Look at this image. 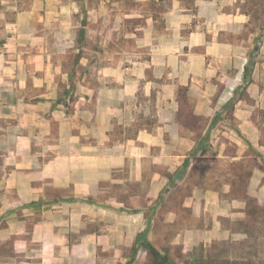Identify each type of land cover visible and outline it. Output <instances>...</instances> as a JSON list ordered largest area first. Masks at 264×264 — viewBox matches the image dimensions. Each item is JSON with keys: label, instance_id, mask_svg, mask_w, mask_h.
I'll return each mask as SVG.
<instances>
[{"label": "rangeland", "instance_id": "obj_1", "mask_svg": "<svg viewBox=\"0 0 264 264\" xmlns=\"http://www.w3.org/2000/svg\"><path fill=\"white\" fill-rule=\"evenodd\" d=\"M151 1L143 0L141 3L145 9H156V12L151 11L150 15L156 18L157 24L161 26L162 10L169 4V0H156L155 5ZM183 1L189 9H194L195 0ZM18 4L19 0H0V9L9 6V11H12ZM237 8L245 9L253 23L245 29L254 34L251 44H241L244 33H229L223 25L225 22L220 21V27L204 26L207 24L205 21L209 13L204 12L202 15L193 11L187 13L189 27L186 29H155L156 34L163 31L166 32L165 35L170 34L173 41L171 44L139 45L129 36H125L123 41L108 44L106 48L108 53H111L110 57H114L112 61L118 59L119 54L123 52H141L142 60L146 62L148 53L153 49H171L172 54L179 51L203 53L207 62L212 61L216 69L213 86L218 89L222 83L221 71L225 68H219L220 61H217L215 56L212 60L213 56L207 54V50L214 46L211 44L213 39L231 40L233 43L230 50L223 45H215V52L232 53L235 50L245 53L247 67H254L259 60L263 37V0H247L245 5L237 3ZM138 19L144 21L142 18ZM3 29L0 20V39L5 36L6 30ZM194 30L202 33L204 42L187 45L174 43V37H189ZM47 46L53 49L54 52H50L52 55L58 54L57 57H60L65 70L71 69L70 60L73 55L76 56L77 62L83 47L77 44L74 49L70 48L68 61L61 60L65 54V45ZM1 47L0 43V49ZM22 47L27 48L28 51L24 52L29 53L35 46L28 44ZM15 58L12 59H15L17 66L11 69L9 75H3L0 66V264H14L15 260L28 259L25 256H15V245L18 244V239L22 238V231L25 232L24 238H31L36 228L45 233L48 226L61 231L68 229L70 242L79 239V232L72 230L79 227H86L85 229H90L97 235L105 227L121 230L122 236L114 232L104 237L106 243L99 242L98 236L90 242L95 251L93 255L102 264H264V156L263 188H253L250 195L244 188L250 168L254 169L260 165L257 158H250L246 162V170L243 169L242 163H237V168L242 171L237 173V186L233 189L237 196L235 212L230 218L220 216V219L216 220L215 208L218 206L214 207L210 202L213 192L219 190L212 180L214 172L211 170L205 174L201 171L202 166L209 165L213 169L217 163L210 156L212 146L206 140L195 141L183 162L173 164V168L168 166L171 162L163 158L157 160L159 166L153 172L151 158H144L139 161L142 171L130 172L129 165L135 157L131 159L128 156L126 137L135 134L139 128L154 131L155 139L150 138V142L154 143L152 147H155L156 152L163 148L167 140L162 128L158 127L157 107L163 104L161 84L166 77L148 76L153 78L154 82V86L149 90L144 88L146 77L135 81L132 91L135 103L132 108L134 126H127V116L122 110L115 112L111 117V123L106 129L107 135H100L98 129L90 131V127L94 125L82 117L68 122L66 116L53 117L50 113L53 109L37 110L25 106L26 101L38 99L40 86L36 84V78L31 71L33 69L30 68L35 62H26L20 53H16ZM123 61L124 64H131V60ZM156 67L162 68L163 65ZM233 69L234 66L227 68V73ZM82 77L77 75L75 80L83 83ZM57 78L60 80L61 76ZM59 89L56 98L62 103L59 110L67 114L68 103L78 99L82 92L78 91L73 75L67 83L60 80ZM177 98L182 104L193 105V101L187 98L185 92L179 90ZM179 117L190 128H195L196 123L202 120L201 116L191 114V108L186 107L182 109ZM158 131L160 132L157 133ZM175 142L178 146L179 140ZM147 143L139 139L135 141L134 146L142 149ZM87 149L90 151L87 154L90 155L85 157L91 160L93 169H99L100 160L103 159L100 153L105 151H108L109 165L115 167L124 164V167L123 170L109 171L108 182H100L101 184L93 187L89 198L86 197L87 203L83 205V197L77 195L72 187L53 186L52 176L48 174L51 173V167L54 166L53 172L58 168L59 164L52 162L54 158L60 156L65 159L63 164H66L68 155L76 153L79 158H83V152L76 151ZM120 152H124L125 156ZM202 152H208L209 156L199 157ZM191 161L193 167L186 170V165ZM46 167L48 170L45 174L43 172ZM92 174L94 175V172ZM216 174L227 179L226 172ZM227 209V206H224L223 210ZM72 212H76L79 220L71 218ZM83 214L89 215V219L83 220ZM243 232L246 235H242ZM38 244L36 240L29 242L34 249Z\"/></svg>", "mask_w": 264, "mask_h": 264}, {"label": "crops", "instance_id": "obj_2", "mask_svg": "<svg viewBox=\"0 0 264 264\" xmlns=\"http://www.w3.org/2000/svg\"><path fill=\"white\" fill-rule=\"evenodd\" d=\"M141 1L143 0H33L28 2L19 0L18 7L15 5L12 11H9V6H4L5 8L0 9V20L4 26L3 30H6L5 36L0 39L2 45L0 66L3 75H9L11 69L17 66L16 53L23 55L26 62H35L30 65V68L33 69L31 71L36 78V84L40 86L38 99L26 101L25 106L37 110L50 109L51 111L53 109L50 112L53 117L66 116L68 122H74L82 117L89 124L94 125L89 130L98 129L100 135H107L106 129L111 123V117L115 112L122 110L127 116V126L131 128L134 126L132 108L135 103L132 91L135 81L146 77L144 88L149 90L154 86V82H152L153 78L148 76L166 77L161 84L163 104L157 107L158 127L162 128L167 140L163 148L156 152L155 147H152L154 143L150 142V138L155 139L154 131L139 128L135 134L126 137L128 156L131 159L135 157L129 165L130 172H141L142 165L139 161L144 158H151L153 172L159 166L157 160L163 158L171 162L168 166L173 168V164L183 162L188 151L195 145V141L206 140L212 146L210 156L217 162L213 169L209 165L201 167V171L205 174L211 170L214 172L212 180L215 182V187L219 189L213 192L210 201L214 207L218 206L215 208L214 219L218 220L220 216L230 218L237 204V196L233 192L237 186V173L242 171L237 168V163H242L243 169L246 170V162L250 158H257L260 165L254 169L250 168L244 188L249 195L253 188H263L264 0L263 37L258 54L259 60L254 67L246 66L245 53L235 50L232 53L215 52V45H223L230 50V45L233 43L231 40L213 39L211 41L214 46L207 50V54L213 56L212 60L215 56L217 61H220L219 68L221 66L225 68L221 71L220 77V82L223 84L221 83L218 89L213 86L216 69L212 61L207 62L203 53L179 51L177 54H172L171 49L162 51L153 49L148 53L147 61L144 62L141 52L137 54L123 52L119 54L116 62V60L112 61L114 57H110L111 53H108L106 47L108 44L123 41L125 36H129L139 45L171 44L173 41L170 34L165 35L166 32L163 31L157 35L155 29H186L189 27L187 13L193 11L202 15L204 12L209 13L205 21L207 24L204 26L220 27V21L225 22L223 25L227 27L229 33L233 35L236 32L244 33L240 40L241 44H251L254 41V34L245 29L253 23L245 9L237 8V3L245 5L247 0H195L194 9H189L183 0H169V4L162 10L161 26L157 24L158 20L150 15L151 11L156 12V9L154 7L145 9ZM151 3L155 5L156 0H152ZM156 38L159 39L156 40ZM174 38V43L179 42L183 45L204 42L202 33L198 30H194L189 37L178 35ZM28 44L35 46L30 50L34 53L24 52L28 49L23 48L22 45ZM77 44L83 47L76 62L75 55L71 57V60L68 58H70V48L74 49ZM47 45L66 46L61 60L72 62L70 70L63 68V62L60 61V57H57L58 54L52 55L50 52L54 51ZM57 60L59 62H56ZM123 60H131V64H124ZM162 65V68L156 67ZM232 66L234 69L227 73V68ZM72 75L78 91L82 93L79 94L78 99L68 103L69 110L66 114L59 110L62 103L56 98L60 92L59 81L67 83ZM77 75L83 76V83L75 80ZM60 76L59 80L57 77ZM179 90L186 93L187 98L193 101V105L178 102ZM184 107L191 108V114L202 117L195 128H190L179 117ZM139 139L148 142L142 149L134 146L135 141ZM177 139L178 146L175 142ZM76 152H83V156L80 155L83 158H79L76 153L70 154L66 164H63L64 158L60 156L54 158L52 162L55 165L59 164L58 168L56 167L53 172L54 166L51 167V173L48 175L52 176L53 186L72 187L77 195L83 197L82 203L85 205L86 197L89 198L92 188L101 184L100 182H108L109 171L123 170L124 164L115 167L109 165L108 151H105L103 154L100 153L103 159L100 160L99 169H93L91 160L86 158L90 155L87 152L90 151L87 149ZM120 153L125 156L124 152ZM198 156L202 158L209 154L202 152ZM224 164H226L225 168ZM192 167L193 161L186 165V170ZM47 170L46 167L43 173L46 174ZM216 172H226L227 179H223L222 175ZM223 205L227 206V211L223 210ZM70 215L73 220L74 218L75 221L79 220L76 212ZM88 216L83 214V220L89 219ZM85 228L72 229L79 232V239L72 242L69 241L68 229L61 231L48 226L45 233H42L36 228L31 238H24L25 232L22 231L23 236L21 235L22 238L18 239L19 242L15 245V256H25L28 259L15 260L14 264H102L93 255L95 251L90 242L96 236L99 237V242H105L104 237L114 232L122 236L123 232L116 227L114 229L105 227L97 235ZM241 234L246 235L245 232ZM35 240L39 244L34 249L29 242Z\"/></svg>", "mask_w": 264, "mask_h": 264}]
</instances>
